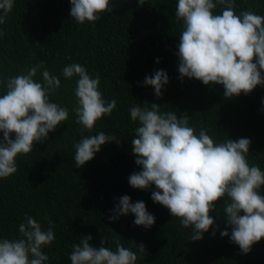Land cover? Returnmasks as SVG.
<instances>
[{"label": "trees", "instance_id": "obj_1", "mask_svg": "<svg viewBox=\"0 0 264 264\" xmlns=\"http://www.w3.org/2000/svg\"><path fill=\"white\" fill-rule=\"evenodd\" d=\"M177 3L148 0L141 6L138 0H113L112 11L103 13L95 24H78L70 15V0H14L6 22L0 25L4 32L0 76L20 75L45 62L61 80L51 102L67 107L69 118L43 143H35L31 153L17 157L16 173L0 178V238H19L18 226L27 213L45 230L49 226L45 217L55 221V240L42 249L49 257L44 264H71L72 245L85 235L93 237L90 244L94 247L101 246L105 236L119 237L126 248L137 252L134 244L143 243L146 252L137 264H264V239L244 254L230 237L220 235L225 229L231 232L223 213L226 198L210 213L215 219L213 227L202 240L193 241L189 239L192 228H183L166 207L152 200L155 185L140 190L128 182L132 173L142 170L131 145L139 125L132 121L129 109L134 105L150 108L153 102L160 105L161 113L175 112L178 117L186 113L196 134L207 129L217 143L249 138L248 162L264 171V86L258 85L248 95L227 98L223 85L180 79L176 53L183 26L175 17ZM246 10L264 16V0H235L236 14ZM214 11L219 14L221 6ZM72 63L85 66L93 77L99 74L104 98L117 102L112 115L98 120L91 135L103 131L120 141L102 145L92 160L78 168L74 143L81 133L72 112L78 77L66 79L61 74ZM159 69L169 76L161 97L155 95L154 87L144 84ZM42 71L34 77L37 82L43 81ZM5 92L0 86V96ZM123 195H129L133 203H146L156 217L150 229L134 225L131 213L115 221L108 219ZM104 246L115 250L110 241Z\"/></svg>", "mask_w": 264, "mask_h": 264}, {"label": "clouds", "instance_id": "obj_2", "mask_svg": "<svg viewBox=\"0 0 264 264\" xmlns=\"http://www.w3.org/2000/svg\"><path fill=\"white\" fill-rule=\"evenodd\" d=\"M142 6L148 0H138ZM70 15L78 24H95L103 13H110L113 0H70ZM14 0H0V25L12 11ZM221 6V12L215 9ZM175 17L182 22L179 35L178 71L180 79L196 78L203 84L223 85L224 96L238 97L250 94L258 85L264 86V16L251 10L235 12V0H178ZM4 35L0 29V37ZM159 62V58H157ZM42 71V82L34 77ZM64 78L78 77L74 95L76 124L80 125L81 138L74 143L76 167H83L101 150V146L120 141L111 134L100 131L91 135L98 120L110 117L117 107L113 98L106 100L100 90L99 74L91 76L79 63L62 69ZM169 83L163 69L146 77L144 84L155 89L161 97L162 89ZM0 86L6 94L0 96V178H9L17 172V157L32 152L35 143L47 140L69 118V109L58 102H51L61 86L59 76L46 68L45 62L25 69L23 74L0 76ZM132 121L138 122L135 137L131 140L136 164L142 170L128 178L136 189L147 190L155 185L151 198L166 207L179 219L183 228H192L189 239L202 240L215 224L210 215L221 198H226L223 213L231 227L221 231L222 237L248 254L257 242L264 239V171L250 165L249 138L227 139L219 143L207 129L189 126V116L175 112H160V105L151 107L134 105L129 109ZM13 133L15 138L13 139ZM89 133L90 135H84ZM66 134V132L64 133ZM109 220L133 214L134 225L150 229L156 217L144 201L132 202L129 195L119 198L110 210ZM243 212V215L241 213ZM45 230L33 216L25 213L24 222L18 226L20 237L0 238V264H44L49 260L42 251L55 240V221L45 217ZM218 228L219 226L216 225ZM215 235V231L212 232ZM91 235H85L72 245L69 253L71 264H137L146 252L143 243L126 248L119 237L105 236L101 246L90 244ZM111 242L115 250L104 246Z\"/></svg>", "mask_w": 264, "mask_h": 264}]
</instances>
